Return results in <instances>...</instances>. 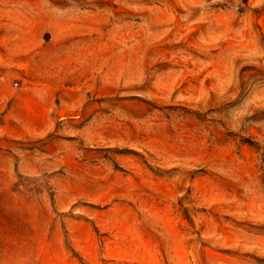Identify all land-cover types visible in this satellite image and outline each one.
Here are the masks:
<instances>
[{
  "label": "rangeland",
  "instance_id": "rangeland-1",
  "mask_svg": "<svg viewBox=\"0 0 264 264\" xmlns=\"http://www.w3.org/2000/svg\"><path fill=\"white\" fill-rule=\"evenodd\" d=\"M0 264H264V0H0Z\"/></svg>",
  "mask_w": 264,
  "mask_h": 264
}]
</instances>
